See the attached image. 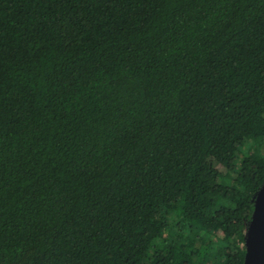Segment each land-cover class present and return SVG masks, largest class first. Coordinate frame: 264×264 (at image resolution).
Masks as SVG:
<instances>
[{"label":"trees","instance_id":"1","mask_svg":"<svg viewBox=\"0 0 264 264\" xmlns=\"http://www.w3.org/2000/svg\"><path fill=\"white\" fill-rule=\"evenodd\" d=\"M264 182V0H0V264H243Z\"/></svg>","mask_w":264,"mask_h":264},{"label":"water","instance_id":"2","mask_svg":"<svg viewBox=\"0 0 264 264\" xmlns=\"http://www.w3.org/2000/svg\"><path fill=\"white\" fill-rule=\"evenodd\" d=\"M251 200L254 208L247 224L243 264H264V182Z\"/></svg>","mask_w":264,"mask_h":264}]
</instances>
